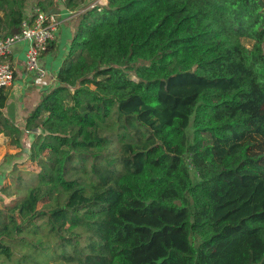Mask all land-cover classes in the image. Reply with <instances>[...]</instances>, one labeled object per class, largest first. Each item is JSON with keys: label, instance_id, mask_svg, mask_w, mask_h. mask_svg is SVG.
Listing matches in <instances>:
<instances>
[{"label": "trees", "instance_id": "1", "mask_svg": "<svg viewBox=\"0 0 264 264\" xmlns=\"http://www.w3.org/2000/svg\"><path fill=\"white\" fill-rule=\"evenodd\" d=\"M26 2L0 0L1 35ZM65 2L28 152L0 91V264H264V0Z\"/></svg>", "mask_w": 264, "mask_h": 264}, {"label": "crops", "instance_id": "2", "mask_svg": "<svg viewBox=\"0 0 264 264\" xmlns=\"http://www.w3.org/2000/svg\"><path fill=\"white\" fill-rule=\"evenodd\" d=\"M65 1L56 0L54 7L50 10L57 14L59 25L55 31L56 38L41 58V68L44 71L42 74L25 69V52L29 45L27 40L15 43L12 48L11 56L15 70V79L4 89L7 100L5 106L2 108V113L6 118H9L20 127L22 130V143L27 149H29L28 143L30 142L31 144L34 139V136L28 135V133L33 134V131L27 132L25 129L27 117L41 101L43 94L57 85V72L68 55V49L75 34L79 9L69 8ZM95 2L96 0L86 6L92 5ZM99 3L102 4V1H99ZM106 3L107 0L103 2V4ZM34 8L35 0H27L25 14L30 16ZM35 131L41 133L42 129L39 127ZM0 147H4L7 150L11 148L15 149L13 153L19 151V149L13 147L4 133H0ZM3 162H6L5 154L0 158V176L5 183V177L14 162L8 161V164Z\"/></svg>", "mask_w": 264, "mask_h": 264}, {"label": "built area", "instance_id": "3", "mask_svg": "<svg viewBox=\"0 0 264 264\" xmlns=\"http://www.w3.org/2000/svg\"><path fill=\"white\" fill-rule=\"evenodd\" d=\"M57 14L35 9V13L24 18L18 33L0 34V91L6 89L15 79L12 63V48L19 41H28L25 69L42 74L41 58L56 38Z\"/></svg>", "mask_w": 264, "mask_h": 264}, {"label": "rangeland", "instance_id": "4", "mask_svg": "<svg viewBox=\"0 0 264 264\" xmlns=\"http://www.w3.org/2000/svg\"><path fill=\"white\" fill-rule=\"evenodd\" d=\"M94 0H86V2H85V4H84V6H86V5H88L89 3H92ZM99 1H102V4H103V2L105 1V0H96V2H98L99 3ZM95 2V3H96ZM94 4V3H93ZM93 4L92 5H89L90 7H93ZM28 135H30V136H34L32 133H28ZM188 135H189V137L190 138H192V135H193V133H192V129H190L189 131H188ZM29 145H30V142L28 143V147H29ZM15 149H5L4 147H0V158L5 154V156L6 157H8V156H10L12 153H13V151H14ZM192 174H193V171H192ZM194 175V174H193ZM8 181H6V179H5V183H7ZM4 183V180L2 181V178H1V176H0V185H2ZM5 199V198H4ZM3 200V199H2Z\"/></svg>", "mask_w": 264, "mask_h": 264}, {"label": "water", "instance_id": "5", "mask_svg": "<svg viewBox=\"0 0 264 264\" xmlns=\"http://www.w3.org/2000/svg\"><path fill=\"white\" fill-rule=\"evenodd\" d=\"M26 151L28 152L29 150L26 148Z\"/></svg>", "mask_w": 264, "mask_h": 264}]
</instances>
